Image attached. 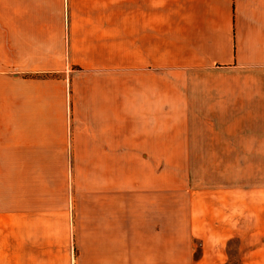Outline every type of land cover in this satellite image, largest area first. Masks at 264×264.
Masks as SVG:
<instances>
[{
    "label": "crops",
    "instance_id": "0c3cea01",
    "mask_svg": "<svg viewBox=\"0 0 264 264\" xmlns=\"http://www.w3.org/2000/svg\"><path fill=\"white\" fill-rule=\"evenodd\" d=\"M191 77L200 92L264 90V0H0V162L50 160L48 130L68 128L57 159L87 162L90 178L87 216L55 223L70 233L7 235L0 264H153L159 242L165 253L160 105L174 113L175 83ZM80 92L83 124L57 126Z\"/></svg>",
    "mask_w": 264,
    "mask_h": 264
},
{
    "label": "rangeland",
    "instance_id": "374dc122",
    "mask_svg": "<svg viewBox=\"0 0 264 264\" xmlns=\"http://www.w3.org/2000/svg\"><path fill=\"white\" fill-rule=\"evenodd\" d=\"M63 7L67 28L69 3ZM175 84V112L160 105V119L169 121L159 123V161L152 163L158 170L160 221L173 229L174 241L164 243L165 253L159 242L152 262L264 264V90L200 92L199 77ZM81 95L79 113L70 103V114L68 109L59 115L57 126L69 125V116L83 124ZM48 133L54 135L47 137L54 153L50 160L0 162V245L7 235L33 232L39 225L44 232L70 233V225L56 221L87 216L88 163L72 156L57 159L62 143L69 154L70 129Z\"/></svg>",
    "mask_w": 264,
    "mask_h": 264
}]
</instances>
